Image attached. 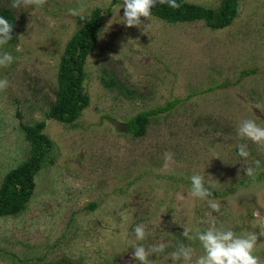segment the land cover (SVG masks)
I'll return each instance as SVG.
<instances>
[{
	"label": "rangeland",
	"instance_id": "obj_1",
	"mask_svg": "<svg viewBox=\"0 0 264 264\" xmlns=\"http://www.w3.org/2000/svg\"><path fill=\"white\" fill-rule=\"evenodd\" d=\"M221 1L186 0L212 9ZM11 4L0 0V12L13 14L15 28V39L0 48L14 57L0 68V79L8 81L0 91V184L30 154L17 112L27 125L45 121L52 150L24 211L0 218V264L62 258L139 264L130 243L138 224L151 236L137 243L167 245L149 257L152 264H173L170 253L179 242L195 250V259L203 249L197 239L184 237V229L191 237L206 230L211 209L189 194L194 174L204 176L213 193L228 192L215 198L222 213H212L217 227L255 233V255L264 261V150L237 134L245 119L264 126V0H239L235 20L216 31L202 21L169 24L153 16L128 28L123 0ZM81 5L83 19L69 15ZM97 8L102 26L86 60L83 88L89 105L75 124L46 120L64 47ZM108 80L115 84L106 89ZM174 100L179 103L173 109L151 118L143 137L128 133L131 117ZM241 143L251 153L248 160L238 155ZM168 152L173 162L165 168ZM255 160L261 162L260 181L244 171Z\"/></svg>",
	"mask_w": 264,
	"mask_h": 264
},
{
	"label": "trees",
	"instance_id": "obj_2",
	"mask_svg": "<svg viewBox=\"0 0 264 264\" xmlns=\"http://www.w3.org/2000/svg\"><path fill=\"white\" fill-rule=\"evenodd\" d=\"M177 3L181 4L179 10L157 4L152 9V16L169 24L202 21L208 29L216 31L229 27L239 11V0H222L216 9L187 3L186 0H177ZM0 17L6 19L13 26L11 40L15 39L13 14L4 9L0 12ZM102 19V10L95 9L89 19L66 43L58 64L55 99L45 114L46 120H54L65 125L75 124L82 111L89 105V97L83 90L86 81L85 65L87 57L96 48ZM252 72L243 71L242 75H249ZM114 84L113 80L103 82L106 89L113 87ZM122 94L125 95L123 92ZM178 103L179 100H174L165 106L136 114L126 124L128 133L134 138L143 137L152 117L168 112ZM16 116L20 120L19 127L24 138L30 145V154L26 161L6 173L1 181L0 218L20 214L24 211L35 190V176L44 166L51 163L52 142L44 134L45 121L27 125L21 121L22 117L19 112L16 113ZM261 178L262 176L256 177L254 180L260 181ZM240 184H244L243 181ZM227 193L215 192L213 198L224 196ZM88 207L91 209L94 205ZM44 264H73V262L62 258L60 261H47Z\"/></svg>",
	"mask_w": 264,
	"mask_h": 264
},
{
	"label": "clouds",
	"instance_id": "obj_3",
	"mask_svg": "<svg viewBox=\"0 0 264 264\" xmlns=\"http://www.w3.org/2000/svg\"><path fill=\"white\" fill-rule=\"evenodd\" d=\"M46 0H12L13 9L21 7L35 6L41 8ZM167 5L169 8L179 10L181 7L177 0H123V23L128 28L140 27L141 18L146 20L152 16V9L157 5ZM85 8L81 5L79 8L69 9V15L80 16L82 19ZM13 26L4 18L0 17V48L7 45L12 39L11 33ZM14 62V57L10 52H0V68H7ZM8 87V81L0 79V91ZM237 134L242 140L251 141L264 150V126H260L253 119H245L240 122L237 128ZM238 155L244 160H248L251 153L245 143L237 145ZM165 165L169 167L173 162V154L168 152L164 154ZM255 167L247 166L244 168L246 176L253 180L257 176V170L261 166L259 160H255ZM191 189L190 195L201 200H206L211 209L209 216V227L200 231L197 229L195 237L189 236V229H184V237L188 239H197L203 249L202 254L195 255V250L190 245L179 242L175 251L170 253L173 264H264L259 256L255 255L258 248L257 235L253 232L237 234L233 230L225 229L223 226L217 227L216 217L212 213L220 214L221 205L213 198V191L206 187L205 177L194 174L190 177ZM182 198V197H181ZM259 216L260 214L254 213ZM135 240L130 242L133 248V257L139 264H152L149 259L153 254H160L165 251L167 245L160 243L151 247H145L142 243L151 236V232L144 224H138L134 228Z\"/></svg>",
	"mask_w": 264,
	"mask_h": 264
},
{
	"label": "water",
	"instance_id": "obj_4",
	"mask_svg": "<svg viewBox=\"0 0 264 264\" xmlns=\"http://www.w3.org/2000/svg\"><path fill=\"white\" fill-rule=\"evenodd\" d=\"M115 126H116V129H118L119 131L121 130L120 128H119V125L117 124V123H115ZM126 127V126H125ZM123 130H125V129H123Z\"/></svg>",
	"mask_w": 264,
	"mask_h": 264
}]
</instances>
